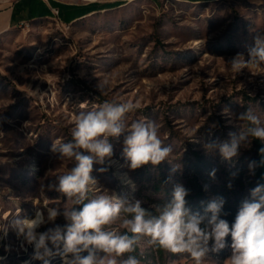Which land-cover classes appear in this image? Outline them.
Segmentation results:
<instances>
[{"label": "rangeland", "instance_id": "obj_1", "mask_svg": "<svg viewBox=\"0 0 264 264\" xmlns=\"http://www.w3.org/2000/svg\"><path fill=\"white\" fill-rule=\"evenodd\" d=\"M14 1L0 0V9ZM58 1L121 5L71 24L55 16L0 35V224L10 225L19 210L29 218L37 208L46 214L45 205L62 210L67 198L47 185L73 161L60 159L53 143L71 140L78 113L115 100L138 104L125 123L154 121L173 155L159 165L131 170L122 154L123 136L110 138L112 158L94 164L91 173L97 186L117 198L141 200L154 213L153 205L169 202L174 186L181 184L189 190L186 200L193 212L203 213L209 201L223 197L221 218L231 226L241 202L262 184L256 170L249 169L253 142L231 160L203 145L231 141L241 130L237 116L248 107L264 119V69L234 73L227 64L237 53L247 59L255 33L264 31V4ZM66 223L62 216L55 221ZM53 226L42 225L38 231ZM226 239L230 244L231 237ZM33 255V246L10 226L6 235L0 231V264H42ZM131 255L140 264H195L187 253L173 254L146 240ZM230 255L229 247L210 252L205 264H225ZM50 264H62L61 257H52Z\"/></svg>", "mask_w": 264, "mask_h": 264}, {"label": "clouds", "instance_id": "obj_2", "mask_svg": "<svg viewBox=\"0 0 264 264\" xmlns=\"http://www.w3.org/2000/svg\"><path fill=\"white\" fill-rule=\"evenodd\" d=\"M255 2L264 4V0ZM253 41L247 59L243 53H237L227 62L234 73L249 68L264 69V31H257ZM98 90L105 94L102 85L99 84ZM138 107L132 101L113 100L105 101L95 110L78 113L71 140L52 146L60 159L73 161L66 172L47 185L49 190L67 198L65 206L61 210L45 205L46 214L37 208L34 218L21 216L19 210L11 216L10 225L0 224V231L6 235L10 226L18 237L33 246V259L42 264H50L56 255L61 257L62 264H140L131 254L142 240L173 254L187 253L195 264H205L210 252L218 253L226 247L231 249V255L225 264H264V184L251 190V199L241 202L231 226L221 218L223 197L209 201L203 213L193 212L186 200L189 190L181 184L174 186L169 202L153 205L154 213L142 207L141 200L117 198L97 186L98 181L91 173L94 164L104 165L112 158L110 138L123 136L122 154L131 170L149 163L159 165L173 155L172 146L160 138L154 121L135 119L125 123L126 115ZM237 119L241 128L238 135L231 141L205 143L204 149L231 160L253 139L264 142L261 114L248 107ZM260 151L264 156V148ZM259 163L264 165V159ZM255 167L257 162L249 163L250 170ZM210 176L214 178L215 170ZM60 216L67 222L63 226L55 224ZM118 221V227H113ZM49 223L54 226L38 231ZM229 236L230 244L226 239Z\"/></svg>", "mask_w": 264, "mask_h": 264}, {"label": "crops", "instance_id": "obj_3", "mask_svg": "<svg viewBox=\"0 0 264 264\" xmlns=\"http://www.w3.org/2000/svg\"><path fill=\"white\" fill-rule=\"evenodd\" d=\"M54 2L63 3L58 0H15L9 7L0 9V35L23 23L54 18V11L58 8ZM63 4L74 5L69 10L63 7L60 8V16L63 19V23H67V21H70L67 24L75 23L96 13L86 14L93 9V3L83 5Z\"/></svg>", "mask_w": 264, "mask_h": 264}, {"label": "trees", "instance_id": "obj_4", "mask_svg": "<svg viewBox=\"0 0 264 264\" xmlns=\"http://www.w3.org/2000/svg\"><path fill=\"white\" fill-rule=\"evenodd\" d=\"M194 2L196 1H201V0H193ZM54 4L58 7L56 10H58V18L63 21V19L60 16V8H70L73 7L74 5H66L63 3L59 2H54ZM121 5L119 2H114V3H106V4H99V3H93L92 8L90 11H88L86 14L92 13V12H98L106 9H110L116 6ZM55 17V15H54ZM70 21H67L69 23ZM253 161L257 162V167H255L257 177L261 181L262 184H264V165H261L259 162L264 159V156L261 154V149L264 148V144L259 140V139H253Z\"/></svg>", "mask_w": 264, "mask_h": 264}, {"label": "built area", "instance_id": "obj_5", "mask_svg": "<svg viewBox=\"0 0 264 264\" xmlns=\"http://www.w3.org/2000/svg\"><path fill=\"white\" fill-rule=\"evenodd\" d=\"M54 13H55V16L58 17V10H55Z\"/></svg>", "mask_w": 264, "mask_h": 264}]
</instances>
